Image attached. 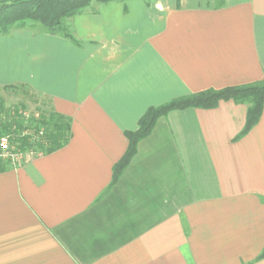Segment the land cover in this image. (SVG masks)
<instances>
[{
    "label": "crops",
    "instance_id": "0c3cea01",
    "mask_svg": "<svg viewBox=\"0 0 264 264\" xmlns=\"http://www.w3.org/2000/svg\"><path fill=\"white\" fill-rule=\"evenodd\" d=\"M0 34V89L72 120L71 139L0 173V264H264V111H173L115 184L126 132L153 107L264 80V0L92 3Z\"/></svg>",
    "mask_w": 264,
    "mask_h": 264
},
{
    "label": "trees",
    "instance_id": "16d2710c",
    "mask_svg": "<svg viewBox=\"0 0 264 264\" xmlns=\"http://www.w3.org/2000/svg\"><path fill=\"white\" fill-rule=\"evenodd\" d=\"M114 1L126 0H0V34L9 35L15 30L40 26L46 34L76 41L66 21L85 13L92 3L106 4ZM8 89L14 88H5ZM222 101L249 106L245 127L235 139L238 141L248 135L261 120L264 111V80L220 90H206L150 108L139 120L138 129L125 133L129 141L128 149L114 167L112 184L121 177L136 155L139 143L151 135L160 118L173 111L215 109ZM29 122L31 124L28 126L27 120L19 111L12 114L6 109L4 101L0 100V141L7 137L10 149L12 147L16 152L49 155L65 147L71 139L72 120L60 113L44 112ZM29 130L33 134L30 132L27 135ZM2 155L0 147V173L9 171L14 165L11 157L5 159ZM262 259L264 250L256 261Z\"/></svg>",
    "mask_w": 264,
    "mask_h": 264
},
{
    "label": "rangeland",
    "instance_id": "374dc122",
    "mask_svg": "<svg viewBox=\"0 0 264 264\" xmlns=\"http://www.w3.org/2000/svg\"><path fill=\"white\" fill-rule=\"evenodd\" d=\"M36 30L41 31L42 29L38 26ZM0 100L4 101L6 109L10 110L12 114L16 110L19 111L27 120L28 126L31 124L29 122L30 120L37 119L42 113L51 111V106L49 105L50 102L46 98L34 95L26 88L19 87L8 90L0 89ZM30 132L33 134V132L29 130L27 135H30ZM10 150L11 161L15 166H18L31 157L38 155L33 152H16L12 147ZM4 156L5 159H8L10 155L5 154Z\"/></svg>",
    "mask_w": 264,
    "mask_h": 264
},
{
    "label": "built area",
    "instance_id": "2783aa9c",
    "mask_svg": "<svg viewBox=\"0 0 264 264\" xmlns=\"http://www.w3.org/2000/svg\"><path fill=\"white\" fill-rule=\"evenodd\" d=\"M0 147H1V151L3 153V157H5L4 155L5 154H8L10 155L9 157H11V154H10V142H9V139L7 137H4L1 139L0 141Z\"/></svg>",
    "mask_w": 264,
    "mask_h": 264
}]
</instances>
